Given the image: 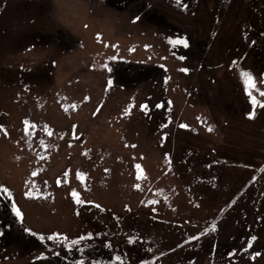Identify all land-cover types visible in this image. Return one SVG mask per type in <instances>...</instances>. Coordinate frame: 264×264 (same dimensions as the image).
I'll return each mask as SVG.
<instances>
[{
    "label": "rangeland",
    "instance_id": "rangeland-1",
    "mask_svg": "<svg viewBox=\"0 0 264 264\" xmlns=\"http://www.w3.org/2000/svg\"><path fill=\"white\" fill-rule=\"evenodd\" d=\"M261 92L264 0H0V264H264Z\"/></svg>",
    "mask_w": 264,
    "mask_h": 264
},
{
    "label": "snow or ice",
    "instance_id": "snow-or-ice-1",
    "mask_svg": "<svg viewBox=\"0 0 264 264\" xmlns=\"http://www.w3.org/2000/svg\"><path fill=\"white\" fill-rule=\"evenodd\" d=\"M137 19H139V17H137ZM172 43H177V44H183L185 47H187L188 45H187V41H185V40H176V41H173ZM183 71H187L186 69H182ZM243 76H244V83H245V86H246V91L248 90V89H250V88H253L255 85H254V82H253V78L251 77V75L250 74H248V73H244L243 74ZM261 95H264V92H261L260 93ZM252 104L253 105H256L257 104V101L255 100V99H252ZM209 130H211V129H209ZM137 168H139V166H137ZM13 210L15 211V214H16V216L17 217H20V215H21V213H20V211L19 210H17L16 208H15V206H13ZM51 238V237H50ZM75 243V242H74Z\"/></svg>",
    "mask_w": 264,
    "mask_h": 264
}]
</instances>
